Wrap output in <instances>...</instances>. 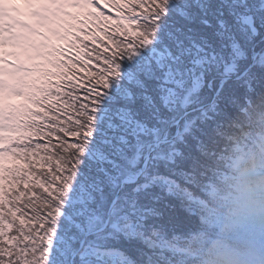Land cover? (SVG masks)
<instances>
[{
    "label": "snow or ice",
    "instance_id": "6c2138e0",
    "mask_svg": "<svg viewBox=\"0 0 264 264\" xmlns=\"http://www.w3.org/2000/svg\"><path fill=\"white\" fill-rule=\"evenodd\" d=\"M102 2L0 124V264H166L182 228L264 264V0Z\"/></svg>",
    "mask_w": 264,
    "mask_h": 264
},
{
    "label": "trees",
    "instance_id": "16d2710c",
    "mask_svg": "<svg viewBox=\"0 0 264 264\" xmlns=\"http://www.w3.org/2000/svg\"><path fill=\"white\" fill-rule=\"evenodd\" d=\"M85 5L79 3H73L65 8L59 10L58 13V22L55 23V26L50 29L52 34V43L44 48L41 55H39V62L37 63L34 70L24 71L19 68L11 67L10 73L14 75L15 78L12 79L14 86L10 87V97L14 96L22 85L27 84V90L22 93L24 97L23 104L18 106H12L10 104L4 103V111L7 115L10 113L22 114L25 110V107L31 102L34 98V93L43 86L44 76L47 75V69L55 62V56L59 51L60 43L67 41L70 37L75 24L77 23L81 10ZM106 12V11H105ZM4 121H0V124H3ZM3 132L0 131V147L3 146L4 142ZM4 154L0 153V163L3 162ZM39 172H43L42 169H37ZM175 233V235H173ZM190 234L189 228L174 229L168 232V236L172 237L171 239L165 240L158 237V249L163 257H170L166 260V264H217L216 260L213 258V251L211 247V240L205 242L202 248L196 249V255L192 256L186 251H177L176 249H183L187 247L186 237ZM229 234H225L224 238L227 239ZM214 238H221L219 236V230H216V233L213 235ZM175 245V247H172ZM230 247H233L230 243L227 244ZM120 264V257L115 258ZM81 264H86V261L81 260Z\"/></svg>",
    "mask_w": 264,
    "mask_h": 264
},
{
    "label": "rangeland",
    "instance_id": "374dc122",
    "mask_svg": "<svg viewBox=\"0 0 264 264\" xmlns=\"http://www.w3.org/2000/svg\"><path fill=\"white\" fill-rule=\"evenodd\" d=\"M7 12L8 28L15 31L16 36L12 40V44L8 51L0 55V101H5L8 86L3 83V78L9 76L6 72V62L16 59L21 64H33L35 62V49L41 50L46 41L42 34L44 30L41 27V21L52 20L55 16L57 8H61L66 3L76 2L82 3L81 0H4ZM48 11L50 15L45 17L43 13ZM5 25V23H2ZM7 28V29H8ZM5 30V28H1ZM35 48V49H34ZM10 89V88H9ZM1 107V106H0ZM0 121H4L7 115L0 108ZM253 226H257L254 224ZM217 239V238H215ZM214 256L221 264H247V261L233 249L227 246L215 248ZM236 261H234V260ZM115 259V264H117ZM226 262V263H225Z\"/></svg>",
    "mask_w": 264,
    "mask_h": 264
},
{
    "label": "bare ground",
    "instance_id": "6f19581e",
    "mask_svg": "<svg viewBox=\"0 0 264 264\" xmlns=\"http://www.w3.org/2000/svg\"><path fill=\"white\" fill-rule=\"evenodd\" d=\"M4 3V0H0V55L9 50L13 38L16 36L15 31H13L12 28H8V21H5L7 19L5 18L7 17V12L5 7L6 5ZM2 23H5V25H2ZM2 27L5 28V30H2Z\"/></svg>",
    "mask_w": 264,
    "mask_h": 264
}]
</instances>
